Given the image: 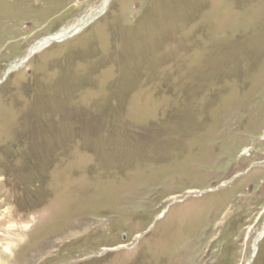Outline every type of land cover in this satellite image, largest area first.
<instances>
[{
	"label": "rangeland",
	"instance_id": "obj_1",
	"mask_svg": "<svg viewBox=\"0 0 264 264\" xmlns=\"http://www.w3.org/2000/svg\"><path fill=\"white\" fill-rule=\"evenodd\" d=\"M103 2L0 0V264H264V0Z\"/></svg>",
	"mask_w": 264,
	"mask_h": 264
},
{
	"label": "bare ground",
	"instance_id": "obj_2",
	"mask_svg": "<svg viewBox=\"0 0 264 264\" xmlns=\"http://www.w3.org/2000/svg\"><path fill=\"white\" fill-rule=\"evenodd\" d=\"M109 1V0H108ZM105 3V0H104V2H103V4ZM108 3V2H107ZM104 6V5H103ZM85 24H87L86 22L83 24V25H85ZM82 25V26H83ZM81 26V27H82ZM72 31H69V32H62V33H60V34H57V35H54V36H52V37H49L48 39H50V40H55V39H64L65 38V36L66 35H72ZM50 42H47V38L46 39H44V40H42L40 43H37V45H35L34 47H32V51H35V50H38V49H40V48H44L45 46H47L48 44H49ZM261 235H263V233H261ZM260 238V237H259Z\"/></svg>",
	"mask_w": 264,
	"mask_h": 264
},
{
	"label": "water",
	"instance_id": "obj_3",
	"mask_svg": "<svg viewBox=\"0 0 264 264\" xmlns=\"http://www.w3.org/2000/svg\"><path fill=\"white\" fill-rule=\"evenodd\" d=\"M107 2H108V0H105V3H107ZM105 3L103 4L104 6H105ZM69 36H71V35H66L65 38H68ZM65 38H64V39H65ZM64 39L50 40V39L47 38V42H53V41H58V42H59V41L64 40ZM36 45H37V44H36ZM34 46H35V45H34ZM32 52H33V51H31V52H29V53L32 54ZM30 54H29V55H30Z\"/></svg>",
	"mask_w": 264,
	"mask_h": 264
}]
</instances>
